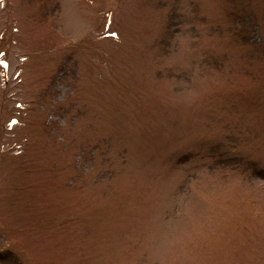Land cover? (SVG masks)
<instances>
[{"label":"rangeland","instance_id":"374dc122","mask_svg":"<svg viewBox=\"0 0 264 264\" xmlns=\"http://www.w3.org/2000/svg\"><path fill=\"white\" fill-rule=\"evenodd\" d=\"M0 264H264V0H0Z\"/></svg>","mask_w":264,"mask_h":264}]
</instances>
